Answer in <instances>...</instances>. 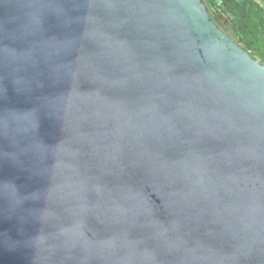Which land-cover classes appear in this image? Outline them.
I'll list each match as a JSON object with an SVG mask.
<instances>
[{"label": "water", "instance_id": "95a60500", "mask_svg": "<svg viewBox=\"0 0 264 264\" xmlns=\"http://www.w3.org/2000/svg\"><path fill=\"white\" fill-rule=\"evenodd\" d=\"M0 264H264V62L203 0H0Z\"/></svg>", "mask_w": 264, "mask_h": 264}, {"label": "trees", "instance_id": "16d2710c", "mask_svg": "<svg viewBox=\"0 0 264 264\" xmlns=\"http://www.w3.org/2000/svg\"><path fill=\"white\" fill-rule=\"evenodd\" d=\"M231 1L228 34L264 62V6L257 0Z\"/></svg>", "mask_w": 264, "mask_h": 264}, {"label": "flooded vegetation", "instance_id": "af4514ba", "mask_svg": "<svg viewBox=\"0 0 264 264\" xmlns=\"http://www.w3.org/2000/svg\"><path fill=\"white\" fill-rule=\"evenodd\" d=\"M206 4L210 14L212 15L217 26L224 31L227 35V26H231V9L232 1L227 0V4L224 0H203ZM229 4V5H228ZM230 36V35H229Z\"/></svg>", "mask_w": 264, "mask_h": 264}, {"label": "rangeland", "instance_id": "374dc122", "mask_svg": "<svg viewBox=\"0 0 264 264\" xmlns=\"http://www.w3.org/2000/svg\"><path fill=\"white\" fill-rule=\"evenodd\" d=\"M257 1L260 2L264 6V0H257Z\"/></svg>", "mask_w": 264, "mask_h": 264}]
</instances>
